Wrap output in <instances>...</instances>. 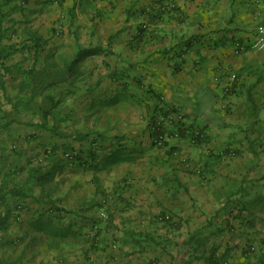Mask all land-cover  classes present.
I'll use <instances>...</instances> for the list:
<instances>
[{"label":"crops","instance_id":"crops-1","mask_svg":"<svg viewBox=\"0 0 264 264\" xmlns=\"http://www.w3.org/2000/svg\"><path fill=\"white\" fill-rule=\"evenodd\" d=\"M263 27L264 0H0V264H264ZM178 110L203 138L157 147Z\"/></svg>","mask_w":264,"mask_h":264},{"label":"built area","instance_id":"built-area-1","mask_svg":"<svg viewBox=\"0 0 264 264\" xmlns=\"http://www.w3.org/2000/svg\"><path fill=\"white\" fill-rule=\"evenodd\" d=\"M236 47L239 49H244L242 44L237 43ZM249 48L252 51H262L264 50V27L260 28L258 33L256 34L254 40L249 45ZM174 115L175 120H173V116H162L156 117L154 121L151 122V131L154 133V144L159 147L164 144L166 138H179L183 133H187L190 135L191 142H196L203 138V133L200 130H190L184 126V116L178 110L175 112ZM158 126V127H157ZM161 127V128H159ZM65 157L69 160H73V157L70 156L68 153L65 154ZM102 217H105V214H101Z\"/></svg>","mask_w":264,"mask_h":264},{"label":"trees","instance_id":"trees-1","mask_svg":"<svg viewBox=\"0 0 264 264\" xmlns=\"http://www.w3.org/2000/svg\"><path fill=\"white\" fill-rule=\"evenodd\" d=\"M54 1H55L56 3H58V4L61 2V0H54ZM154 120H155V118H152V120H150V121L152 122V121H154ZM157 127H158V126H157ZM159 128H161V127H159Z\"/></svg>","mask_w":264,"mask_h":264},{"label":"rangeland","instance_id":"rangeland-1","mask_svg":"<svg viewBox=\"0 0 264 264\" xmlns=\"http://www.w3.org/2000/svg\"><path fill=\"white\" fill-rule=\"evenodd\" d=\"M56 4H58V3H56ZM3 63L4 64L9 63V60L8 59H5Z\"/></svg>","mask_w":264,"mask_h":264}]
</instances>
